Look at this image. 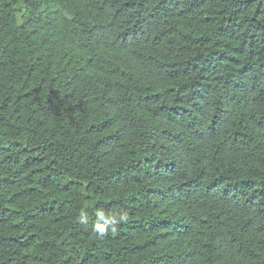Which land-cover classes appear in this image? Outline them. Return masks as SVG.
Segmentation results:
<instances>
[{
  "label": "trees",
  "instance_id": "obj_1",
  "mask_svg": "<svg viewBox=\"0 0 264 264\" xmlns=\"http://www.w3.org/2000/svg\"><path fill=\"white\" fill-rule=\"evenodd\" d=\"M0 264H264V0H0Z\"/></svg>",
  "mask_w": 264,
  "mask_h": 264
},
{
  "label": "clouds",
  "instance_id": "obj_2",
  "mask_svg": "<svg viewBox=\"0 0 264 264\" xmlns=\"http://www.w3.org/2000/svg\"><path fill=\"white\" fill-rule=\"evenodd\" d=\"M128 220H129V216H127L125 223H127ZM95 230H96L97 232H99L101 235H105V234H107V231H108L107 229H99V230H98L97 227H95Z\"/></svg>",
  "mask_w": 264,
  "mask_h": 264
}]
</instances>
